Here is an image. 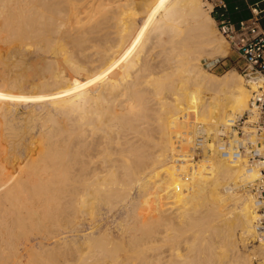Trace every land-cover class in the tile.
I'll list each match as a JSON object with an SVG mask.
<instances>
[{
	"label": "bare ground",
	"instance_id": "6f19581e",
	"mask_svg": "<svg viewBox=\"0 0 264 264\" xmlns=\"http://www.w3.org/2000/svg\"><path fill=\"white\" fill-rule=\"evenodd\" d=\"M142 1L0 0L1 42L6 45L10 41L11 46L20 40L18 49L36 54L45 65L39 69L43 72L40 77L37 71L30 74L28 70V75L39 77L30 78L35 82L28 89V75L25 80L22 74L24 81L16 76L20 70L14 77L9 75L11 68H20L19 53L15 52L16 64L4 48L15 67L8 72L6 68L7 75L0 73V113L9 114L0 122V264H8L2 256L10 249L17 260L9 264H23L25 257L36 254L37 249L44 251L45 259L49 256L52 264H251L250 256L243 255L239 247L254 244L251 238L256 236V210L251 196L235 191L256 180L259 170L246 167L245 171L242 163L222 158L210 142L211 150L204 155L208 162L191 172L190 185L184 192L196 202L190 204L192 200H188V204L180 205L178 198L183 193L176 186L186 184L178 178L177 165L171 163L172 142L175 134L181 136L177 129L185 128L184 115L198 119L215 139L221 126L227 127L236 114L248 108L250 94L261 83L249 85L245 80V86L242 75L234 71L223 76L206 72L203 60L207 55L216 62L228 52L221 37L213 34L210 25L215 19L202 12L200 0H162V5L157 6V2L148 15L147 10L142 14L135 10ZM26 41H40L43 46L29 49L32 42ZM5 59L0 58L1 64L10 66ZM192 89V96L181 107V99ZM14 105L27 108L28 129L27 122L24 128L20 116L13 113ZM167 115L171 119L169 153L157 148L160 142L156 134L168 135L160 122ZM31 132L36 134L37 147L29 150L26 143L31 142L26 138ZM182 136L184 141L189 139ZM5 153L27 154L35 164L29 171L20 164H12L14 170H10L2 157ZM100 154L101 160L97 159ZM7 160L12 161L10 156ZM156 162L161 164L157 165L158 172H163L156 174L159 183L151 195L154 198L137 203L145 193L137 194L136 202L133 198L128 202L129 188L137 184L143 193V188L149 187L146 171ZM82 184H87L88 192L93 188V198L108 201L110 220L114 219L110 222H116L117 236L111 234L112 230L110 239L105 232L100 235L106 230L102 231L99 223L90 225L86 232L76 228L73 235L56 233L64 220L78 213L80 207L83 211L84 200L92 197L91 193L86 198L87 192L81 206L74 204L82 197H77ZM113 199L123 200L122 208L116 211ZM230 199L236 202L230 203L232 206L237 205L236 212V208L228 207L233 216L223 211ZM44 202L53 205L47 207ZM144 205L150 209L146 213ZM192 210L203 211L201 219L207 217L205 222L211 219L215 223L205 227L199 213L194 216ZM197 218L204 223L198 225L200 229H212L198 230L194 224L195 220L199 222ZM192 223L196 229L184 236V226ZM79 237L93 248L67 262L69 256L57 247L70 245L80 252ZM51 243L56 249L53 244L54 249L50 247ZM258 246L264 253V244Z\"/></svg>",
	"mask_w": 264,
	"mask_h": 264
},
{
	"label": "rangeland",
	"instance_id": "374dc122",
	"mask_svg": "<svg viewBox=\"0 0 264 264\" xmlns=\"http://www.w3.org/2000/svg\"><path fill=\"white\" fill-rule=\"evenodd\" d=\"M145 1V2H144ZM144 1H142V3H140V4H138L136 7H135V10L137 11V9L138 10H140L138 13L139 14H142V13H145V11L147 10V15H148V13L150 12L149 10H152V8H155L156 6V4H157V2H158V4H157V6L160 4V6L162 5V2H160V1H162V0H148V1H146V0H144ZM151 1V2H150ZM154 1H155V3H154ZM167 1V0H166ZM165 0L163 1V2H166ZM171 1H173V0H171ZM174 1H176V0H174ZM143 2H144V4L146 3V5L144 6L143 5ZM153 3V4H152ZM141 5H143V6H141ZM153 5V6H152ZM200 5H201V9H202V12L204 13V14H206V15H210V16H212V17H214L210 12H209V10H210V8L212 7V5L207 1V0H200ZM138 7V8H137ZM142 9V12H141V9ZM152 7V8H151ZM144 8H146V9H144ZM214 19H215V17H214ZM210 28H212V31H213V34L214 35H218V36H220L221 37V39H222V41L224 42V45H226V46H224V48L227 50V55L225 56V57H221L218 61H216V62H214L213 61V58H211L210 56H206L207 57V59H204L203 60V66L206 68L205 70H206V72L209 74H211V73H213V74H217V75H219V76H223L225 73H227L228 71H234V72H238V73H240L241 74V71H240V64H239V60H238V58H239V56H238V54H237V52L233 49V47L231 46V43L226 39V37L223 35V33H221V31H220V28L218 27V21L215 19V21H214V23H211V25H210ZM13 41V40H12ZM16 42H18L19 43V41L20 40H15ZM14 41V42H15ZM42 41V40H41ZM0 42H1V40H0ZM15 42V45L14 44H11V46L13 47V49L11 48V46H10V41H8V43L6 42V45H5V43L4 42H1L0 43V50L1 49H3V50H1L0 52V58L1 59H5V57H6V59L8 60V63H10L11 65L9 66V65H4V64H1V62H0V73H3L4 75H7V74H5V72H6V68H7V72H8V69H10L11 67H13L14 66V63H18L19 61H20V64H18V66H20V68L18 67V68H11L12 70L11 71H13V73L10 71V76L12 75L13 77H14V73H15V75H16V73H18L19 72V70H20V74L18 73L16 76L18 77V78H20V80L21 79H23L24 78V76H23V78H21L22 77V74L24 73V75H25V80H26V76L28 75L27 73H29V71H30V74H31V72H35L36 73V71L39 73H36L37 75H39V77L41 76V74L43 73L41 70H39L42 66H43V68H44V66L45 65H43L44 64V61H41L39 58V56L37 57V55L35 54V55H32V54H30V51H27L26 50V52H22V51H20V49H18V47L17 46H19L20 47V43H21V41H20V43L18 44V43H16ZM27 43H29L28 41H26ZM32 42V41H31ZM30 42V43H31ZM45 42V41H44ZM44 42H42L43 44H44V46H45V43ZM4 43V44H3ZM29 43V44H30ZM39 43V44H38ZM38 43H36V41H34V42H32L31 43V45L32 44H34V45H30V46H28L29 47V49H35L37 46L38 47H40V45H41V47L43 46L42 44H41V42L39 41ZM226 43V44H225ZM35 44H37V45H35ZM8 45H9V47L11 48H9L8 47ZM7 46V47H6ZM22 46V45H21ZM34 46H36V47H34ZM16 47V48H15ZM31 47V48H30ZM37 47V48H38ZM7 49V51H9V55L10 54H12V55H10V57H9V59L11 58H13V66H12V62L8 59V57L7 56H9V55H7L8 54V52L5 50V49ZM36 48V49H37ZM228 48V49H227ZM9 49V50H8ZM16 49V50H15ZM5 50V51H4ZM14 52H13V51ZM19 50V51H18ZM3 51V52H2ZM10 51H12V52H10ZM15 52H17V54L15 53ZM22 52V54L24 55V56H26L25 57V61H24V59H23V55L22 54H20ZM3 53V54H2ZM13 53H14V56H13ZM26 54V55H25ZM28 54H30V55H28ZM5 55H7V56H5ZM18 56V59H19V61H17V56ZM21 55V56H20ZM28 55V56H27ZM13 56V57H12ZM16 56V57H15ZM30 56V57H29ZM41 56V55H40ZM16 59H15V58ZM20 57V58H19ZM21 57H22V60L25 62L24 64L22 63L23 61H21ZM37 59H36V58ZM26 58H30V61H29V59H26ZM34 60H33V59ZM41 58H43L42 56H41ZM212 60H211V59ZM5 59V60H6ZM36 59V60H35ZM26 60H28L27 62H26ZM41 62H40V61ZM43 60V59H42ZM17 61V62H16ZM32 61V62H31ZM34 61H35V63H34ZM38 61V62H37ZM36 62H37V64H36ZM40 62V64L39 65H41L40 67H39V65H38V63ZM43 62V63H42ZM35 65H34V64ZM31 65L30 67H31V69H30V67H29V65ZM213 64V65H212ZM24 65H28V68L27 67H25ZM38 67H37V66ZM211 65V66H210ZM4 66H6V67H4ZM25 68H24V67ZM35 66V68H33V67ZM209 66V67H208ZM3 67L5 68V69H3ZM15 67V66H14ZM23 67V68H22ZM43 68H41V69H43ZM17 69V70H16ZM24 69H25V71H24ZM15 70V71H14ZM29 70V71H28ZM33 70V71H32ZM28 71V72H27ZM40 71L42 72V73H40ZM28 75L27 76V80L25 81V83L27 82V84H28V82H29V84H31V85H29V86H27V88L28 89H31V87L30 86H32V84L35 82H33V81H31V79L30 78H32L33 80L35 79H37V78H39L36 74H34L33 75V73H32V75ZM34 76H35V78H34ZM37 76V77H36ZM24 79L23 80H21V81H24ZM242 79H243V83L245 84V86H247V83H246V81H245V79H244V77L242 76ZM192 85V84H191ZM194 85V84H193ZM192 85V86H193ZM191 86V87H192ZM194 87V86H193ZM192 87V88H193ZM194 89H192V90H190L189 92H187L186 93V96L184 97V99H181V102L183 103L182 105H181V107L182 106H185V104H186V102H188V100H189V97H191L192 96V92H194L193 91ZM209 94V95H208ZM206 96H211V93L210 92H206V94H205ZM250 97H251V94H250ZM250 97H249V99H250ZM2 102H3V100H1ZM0 101V103H2ZM15 107V111L13 112V113H17V114H15L16 115V118L18 119V117H19V120H21L22 121V124H23V126H24V128H26V129H28V125H30L31 126V124L29 123V122H27V108H25V107H23L22 106V108H21V105H14L13 106V108ZM17 107V108H16ZM24 109V110H23ZM25 109H26V111H25ZM185 113H186V111H184ZM184 112H181L180 113V115L181 114H185ZM244 112V111H243ZM243 112H242V114H243ZM23 113V114H22ZM26 113V114H25ZM4 114V113H3ZM2 115V112L0 113V116ZM5 115H7V116H5ZM15 115H13V116H15ZM237 116L235 117V119L239 116V115H241V114H236ZM5 116V117H4ZM8 116H9V114L8 113H5L4 115H2L1 117H0V122L2 121V122H4V118H8ZM23 116H24V118H23ZM25 117H26V119H25ZM184 117V116H183ZM23 118V119H22ZM25 119V120H24ZM183 119H185L186 120V124H185V128L182 126V127H179L177 130H179L181 133L183 132V131H185L187 128H189V125L191 126V120L190 119H187V118H183ZM195 121H194V123L195 122H197L198 121V119H194ZM197 120V121H196ZM24 121V122H23ZM27 122V123H26ZM160 122H161V128L163 127V129H165L164 130V133H168V135H164V137L162 136V133H156L157 135V138H155V139H157L159 142H160V144L158 145V147L157 148H161V149H164L165 150V152H166V150H169L168 151V153L170 152V150L172 149V143L174 144V149H173V158H174V160H175V153L177 152V147H176V136L178 135V134H175L174 135V137H173V142L171 143L168 139L170 138L169 137V134L171 133L170 132V127H169V125H171V119H169L168 118V115H167V117H165V119H162V120H160ZM198 122H200V121H198ZM24 123H26L25 125H26V127H25V125H24ZM166 124V125H165ZM193 124V123H192ZM167 127V128H166ZM184 128V129H183ZM183 129V130H182ZM169 130V131H168ZM31 134V135H30ZM32 134H34V135H32ZM151 133L149 132V135H150ZM28 136H27V138H26V141L28 140V141H30L31 143L29 144V143H26V144H28L29 146V150H32V149H34V148H36L37 146H35L36 145V134L34 133V132H31V133H28L27 134ZM152 135V134H151ZM151 135H150V137H151ZM149 136L148 137H146L145 136V138H150ZM30 138V139H29ZM31 138H34V140L33 139H31ZM27 141V142H28ZM170 142V143H169ZM30 145H31V147H30ZM34 145V146H33ZM164 146V147H163ZM166 148V149H165ZM168 148V149H167ZM37 150V149H36ZM176 151V152H175ZM9 152H10V150H9ZM31 151H29V153H30ZM11 153V152H10ZM10 153H7L8 154V156L6 155V153H5V155L4 156H2L3 157V159L6 161V164H7V166H8V168H10V170H14L13 169V165H16V164H20V166H21V168L22 169H25L26 171H29V170H31L32 169V167L34 166V164H35V162H34V160L33 159H30L29 158V156L27 155V154H10ZM115 154H113V156H114ZM10 156V159L12 160L10 163L8 162L7 163V157H9ZM5 157V158H4ZM102 159V157H103V154H100L99 156H98V158L97 159H100V158ZM100 159V160H101ZM3 160V161H4ZM173 160V159H172ZM5 161H4V163H5ZM171 163L173 164V165H177V163L175 162V161H171ZM233 163H235V162H233ZM8 164H10V165H8ZM13 164V165H12ZM159 164H160V162L158 163V162H156V163H154V164H152V166H150L149 168H148V170L146 171L148 174V176L146 175V179L148 180V183H147V185L149 186V187H144L143 188V190L145 189V191L147 192H143V190L141 191V192H143V193H140V191H139V189H138V187L136 186V185H134V186H132L131 188H129V190L131 191V192H129V195L127 196V198H128V202H131L130 200H132V198H133V202H136V198L138 197V195L137 194H139V196L140 195H142V194H144V196L142 195V196H140V198H138L137 199V203H139V202H142V201H144L147 197H151L152 199L154 198L153 196H151V195H153V193L157 190V186H158V183H159V180H157V178L159 179V174L161 173V172H163V170L162 171H159L158 172V170H160V167H161V164H160V167H158V169H157V165L159 166ZM242 164L244 165H242L243 167H245L244 169H245V171H247L246 170V167H247V163H244V162H242ZM191 165V164H190ZM156 166V167H155ZM179 167L180 166H176L175 167V169H176V172L177 173H180V172H182V170H179ZM178 168V169H177ZM200 168V167H199ZM152 172H151V171ZM156 170H157V172H156ZM158 176H157V175ZM179 176H178V178H181L182 179V181L186 184L185 186H183L184 184H181V185H177L176 186V188H177V190L179 191V193L180 194H182V195H180L179 196V198H178V200H181V201H178V204H180V205H182V204H185V203H187L188 202V200H189V203L191 202V200H192V202L190 203V204H192V203H194V202H196V200L194 201L193 199H191L190 197L191 196H189L188 197V195L186 194H184V192H186V188H187V186H189L190 185V180L188 181V180H186V178H182V173L181 174H178ZM151 177V178H150ZM149 179H151V180H149ZM1 180H3L2 179V177H0V182H1ZM154 180H155V182H154ZM151 183H153V184H151ZM188 183V184H187ZM154 184H156V185H154ZM249 184L250 183H246L244 186H242V188L241 187H239V189H237L236 191H235V193H237L238 195H241V194H244L246 197L249 195V196H251L252 197V199H251V203H253L252 205L254 206V208H255V199H254V197H253V195L251 194V192H250V189H249ZM152 185V186H151ZM28 186H30V187H32V184H28ZM84 186V187H83ZM151 186V187H150ZM153 186H154V189H152L153 188ZM81 187H82V189H81ZM81 187H80V189H81V191H78L79 193H80V195H79V193L77 194V197L78 196H82L81 197V199H80V197H78L80 200H77L78 202L76 203H74V204H78V206L81 204L82 205V203L80 202L81 200H83V198H84V196H85V194L88 192V190H87V184H82L81 185ZM134 187V188H133ZM89 188V187H88ZM149 188H150V190H149ZM185 188V189H184ZM80 189H78V190H80ZM90 191L91 190H93V188H91V189H89ZM128 190V191H129ZM149 190V191H148ZM84 191V192H83ZM89 191V192H90ZM87 193L86 194V198L87 197H89V196H87L88 194L90 195L91 193H92V197H89L90 199H91V201H90V199L89 198H87L88 200H89V203H91L90 204V206H89V203H88V200L86 201V200H84L85 201V205H82L83 207H84V210H86V212L83 210L82 211V208L80 207L79 209H81V210H79L78 211V213H76L75 215H76V217H75V215H71L70 214V216L69 217H67L68 218V220H64V222H63V226L62 227H59V228H57L56 229V233H58V234H62V233H64V235H73L74 233H76L75 231L76 230H79V232H80V230H81V232L83 231V232H86L87 230L89 231V228L91 227L90 225H95V224H97V223H99L98 225H100L101 227H100V229L103 231L104 229L107 231H103V232H101V234L100 235H102V233H104V235L106 234V235H109V237H107V238H109L110 239V231H111V234H114V235H118V230H117V226H116V222H110V221H112V220H114L113 218H112V220H110L111 218H110V212H109V210L111 209V207H110V204H107V202L108 201H102V200H100L99 198H93L94 197V194H93V192H90V193ZM133 193V194H132ZM251 195H250V194ZM84 195V196H83ZM135 195H137V196H135ZM91 196V195H90ZM136 198H135V197ZM182 196H183V198H182ZM248 196V197H249ZM188 197V198H187ZM131 198V199H130ZM181 198V199H180ZM85 199V198H84ZM95 199H96V201H95ZM100 200V201H98V200ZM135 199V200H134ZM114 200L115 199H113L112 201H113V203L116 205V208L113 206L114 204H112L111 206L112 207H114L115 209H116V211L118 210V208H120L121 206H123V205H121L122 203H123V200H121V199H117L115 202H114ZM138 200H140V201H138ZM175 200H177L176 198H175ZM233 199H230V200H228V203L226 204V206H224V212H226V213H229L228 215L230 216V213L231 212H229V210L231 211V209H228V207L229 208H232L233 210L237 207V205L235 206V204H236V202H235V200H234V202L232 201ZM80 202V203H79ZM100 202V203H99ZM232 203H235V204H233V206H235L234 208H233V206L231 205ZM43 204H46L47 205V207H51L52 205H53V203L52 202H50V203H47V202H44ZM188 204V203H187ZM189 204V205H190ZM80 205V206H81ZM118 205V206H117ZM229 205H231V206H229ZM88 206V207H87ZM92 206V207H91ZM95 207V208H94ZM118 207V208H117ZM87 208V209H86ZM110 208V209H109ZM122 208V207H121ZM149 208V206L148 205H144L143 206V209H145V212L144 213H146L148 210H150V209H148ZM227 208V209H226ZM253 208V207H252ZM91 209V210H90ZM201 209L202 208H200L199 210L201 211ZM199 210L197 211L198 213H199V215H197V216H200V213H203V211L202 212H199ZM89 211H90V213H89ZM194 210H192L191 212L192 213H194L193 212ZM237 211V208H236V210L234 211V212H236ZM196 212V213H197ZM234 212H232L231 213V216H233L232 214L234 213ZM196 213H194V216L196 215ZM84 214V215H83ZM96 214V215H95ZM87 217H86V216ZM99 215V216H98ZM115 215H117V214H115ZM118 215L120 216V215H122L121 213L119 214L118 213ZM227 214H226V216H228ZM95 216H97L96 218H95ZM118 216V218H117V216H116V218L117 219H119L120 217ZM202 216H203V214H201V216H200V219L202 218ZM77 218V219H75V218ZM94 217V218H93ZM109 217V218H108ZM122 217H123V215H122ZM101 220H100V219ZM106 218V219H105ZM199 218V217H198ZM198 218H197V220H198ZM205 218H207V217H205ZM205 218L203 217V219H201L202 221L201 222H203V220H204V222L206 221L205 220ZM1 219V218H0ZM121 219H123V218H121ZM193 219H195L194 217H193ZM76 220V221H75ZM98 222H97V221ZM104 220V221H103ZM209 220H211V219H209ZM208 220V223L207 222H205V227L207 226V225H209L210 227L212 226V224L213 223H215V222H210ZM101 221V222H100ZM118 221V220H117ZM199 222H197L196 220L193 222L196 226H197V229L198 230H203V227H201V229L199 228V226H202V225H200V224H204V223H200V220H198ZM121 222V221H120ZM197 222V223H196ZM72 223H74V224H72ZM101 223V224H100ZM110 223H114V225L113 224H110ZM193 223H192V225H190V226H184V230L183 231H185V232H183V234H184V236H190L191 235V233L194 231V229H196V227H194V228H192L191 226H193ZM199 223V224H198ZM72 224V225H71ZM88 225V226H87ZM199 225V226H198ZM72 226V227H71ZM104 226V227H103ZM108 226L110 227V228H108ZM114 226V227H113ZM204 227V228H205ZM210 227H208L209 229H210ZM56 228V227H55ZM62 228V229H61ZM77 228V229H76ZM106 228H108V229H106ZM208 228H205V229H208ZM76 229V230H75ZM208 229V230H209ZM212 229V228H211ZM210 229V230H211ZM61 231V232H59V231ZM193 230V231H192ZM211 232V231H210ZM52 233H55V232H52ZM108 233V234H107ZM81 236H83V235H81ZM16 237L17 236H14L13 238H14V241H15V239H16ZM71 237V236H70ZM80 239H81V241H80V239H79V245L81 244L82 246H80V248L82 249V251L80 250V252H76L75 251V249H73L74 247L72 246H66V245H60L59 247H57L54 243H51L50 244V247L51 246H53V245H55L54 246V248L56 249V247H57V250L58 251H60V252H63L64 253V255L66 254L67 256H69V260H67V262H69L70 260L72 261L73 259H76V257H78L77 255H79V253H81L82 252V254L84 253V252H86V253H88L89 252V250H90V247L91 248H93L92 247V245H90V244H88V243H86V242H84V241H86L85 239H82L81 237H79ZM257 231H256V236L255 237H252L251 238V240H253V242H254V244L252 245V246H250V245H248V246H243V245H241L239 248H240V250H241V253L243 254V255H249L250 256V258H251V264H263L264 263V253H262L261 252V248L258 246V245H260V243L258 242V240H257ZM10 240V239H9ZM83 241V242H82ZM110 241V240H109ZM81 242V243H80ZM82 243H84V244H82ZM85 243H86V245H85ZM220 243V242H219ZM53 244V245H52ZM221 244H222V246H224V244L221 242ZM219 245V247L221 248L222 246H220V244H218ZM67 248H66V247ZM69 247V248H68ZM51 248H53V247H51ZM53 248V249H54ZM70 248H72V249H70ZM218 249V251H221V249L223 248L224 249V247H222L221 249ZM60 249V250H59ZM66 249H67V251H66ZM222 249V250H223ZM83 250H84V252H83ZM10 252H8V250L7 251H5L4 253H3V256H2V261H4V262H7L8 264L11 262H14V260L13 259H15V261L17 260V256H16V253L14 252V250H9ZM39 251H41V253L43 252V255H44V251H42V250H38L37 249V256H38V258H39V261L40 262H37V260H38V258H37V256H36V254L34 253H32L31 255L33 256V257H36L35 259L33 258V257H31V255L29 256V255H27L26 257H25V259H27V260H25L24 259V262H23V264H35V262H37L36 264H38V263H40V264H42V263H44V264H48L47 262H48V260H51L52 261V259H48L47 260V258L49 257V256H46L47 258L45 259V255H44V257H43V255H40L41 253H39ZM34 252H36V250L34 251ZM68 252V253H67ZM8 253V254H7ZM45 253H48V252H45ZM5 254H7L8 256H9V258H8V256L6 255V257H5ZM39 254V255H38ZM68 254H70V255H68ZM76 255L75 257H73L74 255ZM81 254V255H82ZM85 254V253H84ZM35 255V256H34ZM49 255V254H48ZM28 256H29V258H28ZM4 257H5V259L6 258H8V259H4ZM41 257H43V258H41ZM70 257H71V259H70ZM30 258H33V259H30ZM29 260V262H27ZM31 260V261H30ZM33 260V261H32ZM47 260V261H46ZM44 261V262H43ZM50 261V263L52 264V263H54L53 261L51 262ZM74 261V260H73ZM42 262V263H41ZM49 263V264H50Z\"/></svg>",
	"mask_w": 264,
	"mask_h": 264
},
{
	"label": "built area",
	"instance_id": "2783aa9c",
	"mask_svg": "<svg viewBox=\"0 0 264 264\" xmlns=\"http://www.w3.org/2000/svg\"><path fill=\"white\" fill-rule=\"evenodd\" d=\"M207 1L212 5L209 12L218 21L221 33L239 56L241 75L249 85H261L252 91L243 114L227 127L221 126L215 139L209 137L203 123L192 124L195 118L184 115L191 120V126L176 136L174 161L182 170L178 174L182 173V178L189 181L191 172L208 162L204 155L211 150L208 145L213 142L222 158L244 162L248 169L259 170V177L249 184V189L255 199L257 240L264 244V0L251 6V17L238 21L228 16L225 0ZM182 135L189 139L182 140Z\"/></svg>",
	"mask_w": 264,
	"mask_h": 264
},
{
	"label": "crops",
	"instance_id": "0c3cea01",
	"mask_svg": "<svg viewBox=\"0 0 264 264\" xmlns=\"http://www.w3.org/2000/svg\"><path fill=\"white\" fill-rule=\"evenodd\" d=\"M228 4V15L235 19L249 18L253 15L251 6L262 0H225ZM264 23V20H263Z\"/></svg>",
	"mask_w": 264,
	"mask_h": 264
},
{
	"label": "trees",
	"instance_id": "16d2710c",
	"mask_svg": "<svg viewBox=\"0 0 264 264\" xmlns=\"http://www.w3.org/2000/svg\"><path fill=\"white\" fill-rule=\"evenodd\" d=\"M229 16V15H228ZM230 17V16H229ZM231 18V17H230ZM233 21H238V20H235V19H233V18H231ZM240 20V19H239Z\"/></svg>",
	"mask_w": 264,
	"mask_h": 264
}]
</instances>
